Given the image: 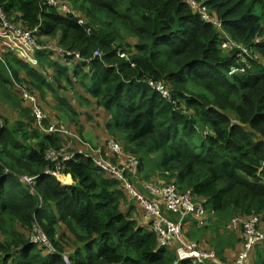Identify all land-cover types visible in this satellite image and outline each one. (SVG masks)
<instances>
[{
  "label": "trees",
  "instance_id": "1",
  "mask_svg": "<svg viewBox=\"0 0 264 264\" xmlns=\"http://www.w3.org/2000/svg\"><path fill=\"white\" fill-rule=\"evenodd\" d=\"M56 1L69 11L62 15L45 0H0L6 22L29 31L39 51L57 55L54 47H61L78 53L42 65L52 67L55 84L12 51L0 53V98L15 107L0 115V264H66L62 255L69 264H192L159 241L151 222L140 223L120 181L89 158L75 155L65 162L62 175L69 183L45 173L60 160L45 152L65 149L69 137L36 125L30 103L18 87L19 98L13 90L16 83L28 82L42 96L52 85L71 90L66 84L75 78L90 98L79 95L78 107H102L105 128L123 152L153 155L159 177L202 205L203 223L215 212L223 222L261 219L264 0H194L220 27L184 0ZM224 40L247 47L248 67L237 48L222 47ZM232 66L245 69L230 75ZM59 110L73 133L80 118L92 119L67 102ZM143 166L139 157L137 170ZM20 175L33 177L31 186ZM191 214L181 219V236L199 242L201 235L185 230L199 223ZM38 230L50 246L34 240ZM253 258L264 264V246Z\"/></svg>",
  "mask_w": 264,
  "mask_h": 264
},
{
  "label": "built area",
  "instance_id": "2",
  "mask_svg": "<svg viewBox=\"0 0 264 264\" xmlns=\"http://www.w3.org/2000/svg\"><path fill=\"white\" fill-rule=\"evenodd\" d=\"M50 5L57 6L58 11L65 14L69 11V8L66 4L58 3L56 0H45ZM186 1L192 8H198L199 4L194 0H184ZM200 7V6H199ZM201 8V7H200ZM198 10L202 18L205 21L211 22L216 27H220L221 23L215 17L209 15L204 9H196ZM0 20L2 24L0 26V36L12 37L14 39L20 40L26 48H20L18 56L22 59H28V51H36L39 50L40 46L36 44L35 40L32 39L31 33L29 31H25L20 28L14 27L12 24L6 22L4 16L0 12ZM258 40V39H256ZM31 45V46H30ZM222 47L231 48L232 46L237 48V58L244 62L248 67V57L250 55L247 47L231 41L224 40L222 41ZM30 46L29 50L28 47ZM54 51L56 54L64 61L67 59V56L78 57V53L74 51H67L63 48L54 47ZM93 55H99L98 51H94ZM256 58V56H255ZM32 63H35L33 61ZM245 69V66H232L229 70L230 75L242 73ZM16 86L20 90V96L24 101L30 103V108L32 114L34 116V120L36 125L41 128L43 131L47 133L58 132L64 136H67L71 139V141L80 142L81 147L73 148L71 151H66L65 149L61 150H51L48 149L45 152V155L50 160L60 159L53 169L45 170V173L54 175L58 179L62 176V171L64 168L65 162L70 159H73L75 155L84 156L89 158L93 164L116 177L121 183L123 189L133 197L139 205L145 210L146 215L150 218L152 230L155 231L157 236L159 237V241L161 243H169L172 247H174L177 257L179 260H190L192 264H247V259L249 254L258 246L264 243V231L260 230V222L255 216H247V217H234L230 221V226L240 225L242 228L243 236H244V245L243 248L238 253L237 257L233 260H222L219 259L212 251L202 249L197 243L194 241H186L181 236V228L182 223L181 219L187 214H196L200 215L203 212L202 205H198L192 199L189 194H180L176 191L175 187L172 184H166L162 187H154L149 186V191L152 195L157 196L158 200L153 201L151 198L145 197L141 194L127 179L126 172L134 170L138 165V160L136 157L129 156L127 161L122 165H117L107 160L106 158L100 155L99 149H94L88 143L84 142L76 133L71 132L63 123L59 121H54L47 126H45L44 121L47 119V114L42 109L39 98L36 94L30 91L26 86L19 85L16 83ZM157 87L166 93V89L164 85H157ZM107 146L111 153L114 155H121V147L120 144L115 140H110L107 143ZM19 179L27 183L31 186L33 177L20 175ZM61 180V179H60ZM260 183L264 184V178L260 177L258 180ZM39 197V205H41L42 197ZM160 203L164 204L167 210L175 216H179L177 221H173L167 216H165L160 208ZM177 216V217H178ZM34 240L37 242H43L45 245L50 246L49 239L42 232V230H38V234L33 236ZM66 264H69V261L66 255H62Z\"/></svg>",
  "mask_w": 264,
  "mask_h": 264
},
{
  "label": "crops",
  "instance_id": "3",
  "mask_svg": "<svg viewBox=\"0 0 264 264\" xmlns=\"http://www.w3.org/2000/svg\"><path fill=\"white\" fill-rule=\"evenodd\" d=\"M0 23H1V20H0ZM16 23H17L16 25L19 26V22H16ZM43 50L44 49H42V51L41 50L40 51L39 50L34 51V54L35 55L33 56V58H34L35 63H32V64L33 65H36V66H33L30 63H28L27 61H25L24 59L20 58V56H18V54L14 53V52H13V54L16 55L18 58H20L21 60H23L28 65H30V66L34 67L35 69H37L38 71H40L42 69V65H44V64L45 65L51 64L54 61L55 62H58L57 60L52 61L51 60V55L49 54V56H48V54L46 52H44ZM56 58H58V60H59V57L58 56ZM45 59L47 61H45ZM89 60L90 59H86L85 61L88 62ZM42 73H43L44 77L46 78L47 82H49L50 84H55L54 82H52L53 81V78H54L53 77V73H52V67H50L48 65L47 68L42 69ZM21 75L23 77H26L27 78V76L24 73H21ZM72 81H75V78L72 77ZM72 81H71V83H69V84L67 83L66 84V87L67 88L68 87L71 88V90H69V91H64L61 88L60 89H56V86L52 85L54 87L52 91L47 90V89H43L42 96H41V93H40V96L44 98L46 96V93H48V92L49 93H57L58 91H62V92L65 93L66 98H68L67 99L68 101H65V102H67L70 105L76 107L79 111H87L88 112V109H90V108H87V107H81V108H79L78 107V102H77V99H78V96L79 95L86 96L88 99H90L89 96H88V94H86L82 90V88L79 86V84H76V83H74ZM64 82L65 81H63L62 84H65ZM72 92H75L74 95L72 94ZM39 103H40V101H39ZM97 109H100L101 110V115L100 116H102L101 117L102 133L103 134L107 133V135L104 138V136H103L102 133L97 134L94 131V129L89 126L87 129H85L82 132V138H83L82 140L84 142L88 143V144H91L94 147L100 148L99 149L100 150V155L102 157L106 158L107 160L111 161L112 163L117 164V165H119V163H122V162L125 163L127 161L128 157L130 156L128 153H124L122 151V154L121 155H114L113 153L110 152V150H109V148L107 146V143L110 140H115V141H117V140L113 136L109 135L108 134V131L105 128V121L107 120L108 117H106V114H105L104 109L102 107H99ZM60 112H62V111L59 110V113ZM45 113L47 114V119L46 120L48 121V124H50V123H52L54 121H59V122L63 123L64 125L65 124H69V123L65 122L67 120H65L63 117L61 119H59V118H55V117L51 116V114H50L49 111H46ZM61 116H63V115L61 114ZM94 122H95L96 125L98 124V122L96 120H94ZM84 134H87L88 137H85ZM79 146L81 147L80 144H79ZM79 146L76 147V148H79ZM133 157H136V155L133 154ZM138 159L139 158H137V160ZM143 168L144 167H142V169ZM137 173H138V170H137V167H136L134 170H131V171L126 172L125 175H126L127 179L129 180V182L141 194H143V192H144V194L148 196L147 197V196H145L143 194L145 197H147L149 199L151 198V200H153V201H157L158 200V197L157 196H154V195H152L150 193L149 186L150 185L152 186V184L154 183V184H157V186H154V187H162V186H164V184H166L165 181L162 178H160L158 175L157 176H154L153 175L152 178H150L149 181L143 183L142 181H138V180H135L134 179L137 176ZM131 177H132V182L130 180ZM60 179L63 182H65V183H69V181L67 180V178L63 177V175L61 176ZM124 194L126 196H128V201H129V205L128 206H130V202H132V204L134 206V210H136V212H137V216L136 217L139 218L140 223L143 224V226L149 225L150 218L147 217L145 210H143L142 207H140L138 204H136L135 202H133L135 200L133 198H131L130 195L126 191H124ZM195 203H197L198 205H201L197 201H195ZM123 208H127V206H124ZM160 208H161L162 213L165 216H170V214H172V213H170L167 210L166 206L164 204H162V203H160ZM191 215H193V216H190V215L189 216L192 219H194L195 221H198L199 223H198V225L196 227L187 226V224H186L185 230L187 229V230H190V231H194L193 232L194 235H201L202 236V239L199 242H197V241H194V242L198 243V245L202 249L212 251L219 259H222V260H233V259H235L237 257L238 251L240 252V250L243 248V245H244V241L243 240L244 239L242 237V234H243L242 229H241V231L240 230H235L233 227L230 226V221H231L232 217H231V219H229V220H227L225 222L220 221L219 219H216L214 217V220H216V224L214 226L216 230L214 228L212 230V229H206V228H204V226L206 225V223H203L204 222L203 219L206 218V215H203V212H202V215H203L202 218L200 217L201 214L200 215L191 214ZM208 216L211 218L212 215H209L208 214ZM197 217L199 219H197ZM259 222H260V225L259 226L260 227H263V229H264V214L261 217V219L259 220ZM220 225H221V227H224L223 229L226 230L228 234H225L224 235L225 237H221L218 240V243L216 244L215 242L213 243L212 239L220 236L219 235V232H218V230L220 229L219 228ZM191 229H195V230H191ZM260 230H261V228H260ZM261 231H264V230H261ZM221 234H222V232H221ZM238 239H239V241H236ZM234 240H235V242H234ZM262 246H264V243L261 244V245H258L257 247H262ZM239 248H240V250H239ZM254 250L249 254L248 259H247V264H254V261H253V259H254L253 258Z\"/></svg>",
  "mask_w": 264,
  "mask_h": 264
},
{
  "label": "rangeland",
  "instance_id": "4",
  "mask_svg": "<svg viewBox=\"0 0 264 264\" xmlns=\"http://www.w3.org/2000/svg\"><path fill=\"white\" fill-rule=\"evenodd\" d=\"M193 10H196V9H202L198 6V8L194 9L192 8ZM60 13V12H59ZM60 14H63V13H60ZM129 41L131 42L132 39H129ZM23 43L18 40V39H14L12 37H5V36H0V53L1 52H4V51H12L16 54L19 53L20 51V48H26L24 45H22ZM31 46V45H30ZM30 46L28 47V50L30 48ZM28 55H29V58L30 60L28 59H24L25 61H27L28 63H30L31 65L32 62L34 61V58L33 56L35 55L33 51H28ZM57 56L55 54H52L51 55V60L54 61V60H57L58 62L60 63H63V60L61 58H56ZM70 63H74L73 61H70ZM33 66H36V65H33ZM23 86H26L30 91H32L34 94L37 95V97L39 98V101H40V104H41V107L43 108V110L46 112V111H49L51 116L55 117V118H59L61 119L63 116H61V114L59 113V109L61 108L62 104L65 102V101H68L66 98V95L64 92L62 91H58L57 93H46V96L43 98L40 96V91L34 89V88H31L30 84L28 82H25L23 84ZM16 84L14 85V92L16 93V95L18 96V98L20 97L16 91ZM2 95V94H1ZM8 99V98H7ZM3 100L2 98H0V115L1 114H7V113H11L12 110H14V105L12 104V100ZM72 100V99H71ZM68 104V103H67ZM76 104V103H75ZM88 112L92 115V120H83V119H79V129L80 130H77L75 131L76 134L81 138H82V132L87 129L89 126L91 128L94 129V131L97 133V134H100L102 133V122H101V110L100 109H97L95 107H91L90 109H88ZM94 120H96L98 122V124L96 125ZM67 123L70 124V122L68 121H65ZM47 124H48V121H47ZM47 124H45V126H47ZM71 125V124H70ZM93 133V132H92ZM103 134V133H102ZM107 135V133L103 134L104 138L105 136ZM85 137H88L87 134H84ZM67 137V136H65ZM115 138V137H114ZM116 139V138H115ZM117 140V139H116ZM100 141V140H99ZM102 141V140H101ZM119 141V140H118ZM120 145H121V142L119 141ZM80 144V142H77L76 141H71V139L69 138V140L65 143V147L66 148H76L78 147ZM91 147H93L94 149H100V148H97V147H94L92 146L91 144H89ZM80 147V146H79ZM121 151H123V149H121ZM128 151V150H126ZM130 156H133V154L131 152L128 153ZM139 157H142L143 159V163H144V168L141 170V171H138L137 173V176L134 178L135 180H138V181H142L143 183L144 182H147L150 180V178H152V176H159L158 172H159V169L155 166L154 164V157L153 155H149L147 157H144L143 156V152L140 151L138 154H136V158H139ZM131 182H132V177L130 178ZM156 183V182H155ZM152 186H157V184H152ZM144 194V192H143ZM145 195V194H144ZM126 196V195H125ZM147 196V195H145ZM148 197V196H147ZM127 200H128V196H126ZM135 202V201H133ZM136 203V202H135ZM133 214L135 216H137V212L136 210L133 211ZM209 215H212L211 218L209 220H207L206 222V229H212L213 228L215 229V224H216V220H214V217L216 219H221L222 218V214L219 213V212H215L213 214L209 213ZM175 217V215H173ZM233 227L235 230H240L241 231V226L240 225H237V226H231ZM219 235L218 237H216L215 239H212L213 243L215 242L216 243V240H219L221 237H225L224 235L225 234H228L226 230H224L223 228L224 227H221V225L219 226ZM261 230H264L263 227H260ZM216 230V229H215ZM222 232V234H221ZM242 237L244 239V236L242 234ZM240 250V248H239ZM239 253V251H238ZM237 253V254H238Z\"/></svg>",
  "mask_w": 264,
  "mask_h": 264
}]
</instances>
